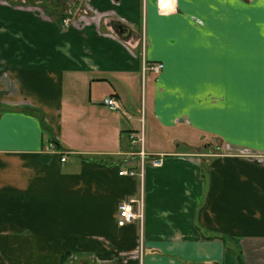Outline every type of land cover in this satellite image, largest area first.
I'll list each match as a JSON object with an SVG mask.
<instances>
[{
	"label": "crops",
	"instance_id": "crops-1",
	"mask_svg": "<svg viewBox=\"0 0 264 264\" xmlns=\"http://www.w3.org/2000/svg\"><path fill=\"white\" fill-rule=\"evenodd\" d=\"M56 1L0 0V264H264V0Z\"/></svg>",
	"mask_w": 264,
	"mask_h": 264
},
{
	"label": "rangeland",
	"instance_id": "rangeland-1",
	"mask_svg": "<svg viewBox=\"0 0 264 264\" xmlns=\"http://www.w3.org/2000/svg\"><path fill=\"white\" fill-rule=\"evenodd\" d=\"M28 1H33V0H28ZM37 1H39L40 2V4H46L47 5V2H48V5H50V6H52L53 7V9H54V6H56L57 4H58V1H56V0H37ZM60 1V0H59ZM142 40H143V42H144V40H145V36L143 35V37H142ZM156 63H162L163 64V62H161V61H159V62H155V63H151V65H149L147 62H144V64H143V66H142V69H141V74H142V81H143V88H142V100H143V106L144 105H146L145 104V95H146V91H145V83H147V80H148V77H149V74L150 73H154V74H159V72H156V71H154L152 68H150V67H152V65H154V64H156ZM163 67H164V64H163ZM163 69V68H162ZM110 96H112V95H110ZM107 97H109V96H107ZM114 99L116 98V97H114V96H112ZM105 100V99H104ZM116 100H117V106H120L119 108H116V109H112L111 107H109V106H107L109 109H111V110H113V111H119V112H122L123 114H124V111H125V109H124V107H123V105H122V103H121V101L118 99V98H116ZM105 104V103H104ZM105 105H107V104H105ZM126 112V111H125ZM145 128V127H144ZM146 128L147 129H144V130H142V132H141V134H140V136H139V138H138V142H133L134 143V145L136 146L135 148L136 149H139L138 150V154H139V158H140V167H139V169H131V170H122V171H124V173L123 174H130V175H133V176H140V172H141V167H142V163H144V166H145V163H146V160H147V155H148V147H149V145H150V143L152 144V145H155V146H157L158 145V143H157V136L156 135H154V134H152V132H150V125L149 126H147V124H146ZM156 130V132H158V129H155ZM166 132H168V131H166ZM172 132V131H171ZM155 133V132H154ZM164 135H166V134H164ZM164 135H163V132H160V136H161V138H165L164 137ZM167 136V135H166ZM174 135H169V137H173ZM151 137H154L153 139H152V142H150V140H149V138H151ZM182 139L183 140H187L188 139V141L190 140V142H192L194 145H195V147H196V150L198 151V153H203L204 155H208L207 153H210V154H215V153H217V152H219L220 150H222V148H220L219 147V144H220V141L218 140V139H215V138H208V137H204L203 135H201V134H198V133H195L194 131H191L190 129L188 130V128H184L183 130H182ZM158 138L159 139H161L159 136H158ZM131 141V140H130ZM56 146H57V144H56V141L54 140L53 142H51L50 143V147L52 148V149H56ZM55 152H58V151H55ZM143 152V153H142ZM59 154H64V153H59ZM63 157H66L65 155H62V157H61V159L63 158ZM67 158V157H66ZM161 163V161H159V160H156L155 162H154V164H160ZM133 172V173H132ZM120 174H121V171H120ZM139 197H142L143 199H144V189H143V184H142V186H141V189H140V193H139V196H132V195H130V196H127V197H125V198H123L121 201H120V203H119V205L123 202V201H125V200H127V199H129V198H139ZM144 203H145V201H144ZM118 209H119V207H118ZM133 222H139V221H133ZM133 222H130V223H133ZM117 223H118V216H117ZM130 223H127V224H130ZM126 224V225H127ZM144 225V224H143ZM142 245V244H141ZM143 250H144V248H143V246H142V248H141V254H143ZM76 256H75V254H73V256H72V258L74 259ZM76 259V258H75Z\"/></svg>",
	"mask_w": 264,
	"mask_h": 264
},
{
	"label": "built area",
	"instance_id": "built-area-1",
	"mask_svg": "<svg viewBox=\"0 0 264 264\" xmlns=\"http://www.w3.org/2000/svg\"><path fill=\"white\" fill-rule=\"evenodd\" d=\"M145 1V0H144ZM165 4L168 5V7H165ZM158 11L161 14H170L175 11L176 9V0H158ZM70 19L66 18L63 21V25L67 27L69 25ZM152 68L156 72H160L163 68L162 63H156L152 65ZM117 100L114 99L112 96L106 97L104 100V103L107 104V106L111 107L112 109L119 108L120 106H117ZM124 114L131 117L127 112L124 111ZM141 134V133H140ZM139 136L135 133L132 138H135ZM143 153V152H142ZM66 157L62 158V161H66ZM124 171H121V174H123ZM133 173V172H132ZM144 174V163H142L140 177L142 178ZM144 218H145V203L144 199L142 197L139 198H129L125 201H123L119 205L118 209V225L124 226L127 223L133 222V221H139L141 228L144 224Z\"/></svg>",
	"mask_w": 264,
	"mask_h": 264
},
{
	"label": "water",
	"instance_id": "water-1",
	"mask_svg": "<svg viewBox=\"0 0 264 264\" xmlns=\"http://www.w3.org/2000/svg\"><path fill=\"white\" fill-rule=\"evenodd\" d=\"M113 24L114 29L121 37L130 35L131 29L125 24L121 23L120 21H114Z\"/></svg>",
	"mask_w": 264,
	"mask_h": 264
},
{
	"label": "trees",
	"instance_id": "trees-1",
	"mask_svg": "<svg viewBox=\"0 0 264 264\" xmlns=\"http://www.w3.org/2000/svg\"><path fill=\"white\" fill-rule=\"evenodd\" d=\"M201 135H203L204 137H208V138H215L214 136H212V135H209V134H201ZM240 254V251L238 252V256H240L239 255ZM240 258V257H239Z\"/></svg>",
	"mask_w": 264,
	"mask_h": 264
},
{
	"label": "snow or ice",
	"instance_id": "snow-or-ice-1",
	"mask_svg": "<svg viewBox=\"0 0 264 264\" xmlns=\"http://www.w3.org/2000/svg\"><path fill=\"white\" fill-rule=\"evenodd\" d=\"M165 7H168V5H167V4H165Z\"/></svg>",
	"mask_w": 264,
	"mask_h": 264
}]
</instances>
